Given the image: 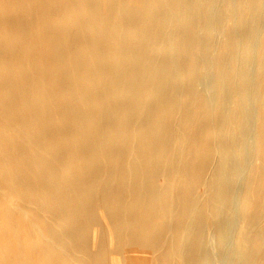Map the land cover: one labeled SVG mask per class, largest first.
Wrapping results in <instances>:
<instances>
[{"label":"bare ground","instance_id":"6f19581e","mask_svg":"<svg viewBox=\"0 0 264 264\" xmlns=\"http://www.w3.org/2000/svg\"><path fill=\"white\" fill-rule=\"evenodd\" d=\"M256 25L264 0H0V200L22 213L1 220L17 263L62 264L103 234L109 264H154L128 247L162 240L169 264H263Z\"/></svg>","mask_w":264,"mask_h":264},{"label":"rangeland","instance_id":"374dc122","mask_svg":"<svg viewBox=\"0 0 264 264\" xmlns=\"http://www.w3.org/2000/svg\"><path fill=\"white\" fill-rule=\"evenodd\" d=\"M29 5H31V3H29ZM32 9H39L40 8V6L39 5H34V6H30ZM213 13L215 14V10L213 11ZM9 16H10V14H9ZM51 23V22H50ZM259 26L258 25H256L255 27H253V31L249 34V38H251L250 40H253V43H258V45H257V48H262L263 46L261 45L260 46V42H261V38L263 39L264 38V36H263V34H264V32H263V30H261L260 28H258ZM260 30V31H259ZM258 31H259V33L262 35H260V34H258ZM257 34V35H256ZM260 35V36H259ZM253 36V37H252ZM195 37L198 39V40H205L206 38H205V36L202 34V33H197L196 35H195ZM260 38V39H259ZM259 39V40H258ZM209 41V40H208ZM213 41V38H210V42H212ZM258 41V42H257ZM205 76H206V70H202L201 71V73L199 74V76L197 77L198 79H197V87L200 89V88H202V86H201V83H202V81L204 80V78H205ZM224 108H227V106H228V104H227V102L226 101H223V103L221 104ZM248 137H249V129H247L243 134H241V135H239L237 138H236V141H235V143H237L238 145H240V147L242 148V149H244V152H243V161L245 160H248V158H249V154L247 153V151H246V143H247V140H248ZM160 181V180H159ZM234 189L235 188H237V184L235 183L234 184ZM198 191H202V188H201V186L200 187H198ZM1 199V198H0ZM8 203H10L9 201H7ZM13 202H15V200L13 201ZM2 203V200H0V204ZM29 206H31L32 207V209L35 211V210H38L37 208V204H35V203H32V202H29V203H27ZM31 204V205H30ZM35 205V206H33V205ZM8 205H10V204H8ZM8 205H6L5 203H2L1 205H0V233H2L3 235H5V242L2 244V246H1V249H0V251H1V253H2V260H6V259H8V257H9V259H10V261H11V263L10 264H18L17 263V261H23V260H25L24 259V257L22 256L23 255V253H22V251H23V248H22V241H21V238H20V236H11V235H9L10 233V231L8 232V230H9V227H10V224L8 223V221L6 220V219H4V221H2L1 220V217L4 215V213H5V216H10V215H21L22 213L21 212H19V211H21L19 208H17V207H10V206H8ZM4 206H5V211H4ZM7 206V207H6ZM8 209V210H7ZM8 212H7V211ZM18 212V213H17ZM16 213V214H15ZM7 223L9 224V225H7ZM2 224H3V226H4V228H5V232L3 231L4 230V228H3V226H2ZM17 228V227H16ZM4 232V233H3ZM17 239H15V238ZM19 237V238H18ZM11 240H15L17 243H19L18 242V240L20 239V245H21V247H20V249L17 251V253H16V255H15V253H13L12 252V249H11V245H12V242L9 244V246H8V241H11ZM32 239H33V242L35 243V245H39L40 244V240H39V238L37 237V235L36 236H34V234H33V237H32ZM39 240V241H38ZM101 245L99 246V247H96V248H89L88 250H84V249H78V248H74V246L72 247V246H69L65 251H66V256L64 257V256H60L61 258H63L61 261H62V264H109V256H107V255H105L104 254V250L107 248V246L109 245V243H108V239H107V237L105 236V235H101V243H100ZM149 244H151V243H147L146 241H145V243H144V241L142 242V243H139V242H137V243H135V244H133L132 246H129L128 248H132V247H136V248H138L139 247V250L140 251H144V250H149L150 252H151V255H152V259H153V261H154V264H169V260L166 258V256L164 255V249H163V247H164V245L166 244L165 242H164V240H162L160 243H159V245H157V247H151ZM42 245H43V247H45V252H51V251H49L50 250V246L51 245H46V244H44V242L42 241ZM205 247H206V252H208V255H209V257H212V254H210L209 253V251H208V249H207V243H205ZM2 249H3V251H2ZM11 250V251H10ZM101 250V252L99 253L98 251H100ZM20 251H21V253H20ZM75 251V252H74ZM9 252V253H8ZM12 252V253H11ZM79 253V254H78ZM7 254V255H6ZM9 254H10V256H9ZM81 254V255H80ZM114 255H115V257H117V258H120V257H122V252H121V250H118V251H116L115 253H113ZM11 255H13V256H11ZM18 256V257H17ZM20 256V257H19ZM219 256H221V258L222 259H225L226 258V252H225V250L223 249L222 250V253H221V255H219ZM259 257H260V261H262L263 262V264H264V251L263 252H261V254L259 253ZM15 258V259H14ZM49 259H48V264H56L55 262L57 261V259H56V257L53 255V256H49L48 257ZM16 263H15V262ZM99 262H101V263H99ZM174 262H175V264H180V262H181V258L179 257V256H175L174 257ZM33 264V263H32Z\"/></svg>","mask_w":264,"mask_h":264}]
</instances>
